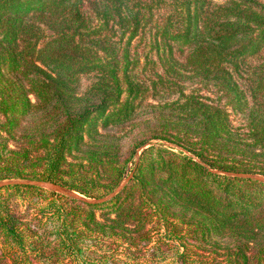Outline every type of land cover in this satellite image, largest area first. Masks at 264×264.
Masks as SVG:
<instances>
[{"label": "trees", "instance_id": "1", "mask_svg": "<svg viewBox=\"0 0 264 264\" xmlns=\"http://www.w3.org/2000/svg\"><path fill=\"white\" fill-rule=\"evenodd\" d=\"M215 171L264 177V0H0V180L132 173L0 188V264H264Z\"/></svg>", "mask_w": 264, "mask_h": 264}, {"label": "water", "instance_id": "2", "mask_svg": "<svg viewBox=\"0 0 264 264\" xmlns=\"http://www.w3.org/2000/svg\"><path fill=\"white\" fill-rule=\"evenodd\" d=\"M153 144V141H149L145 143L142 147L137 149V152L135 154V161L138 160L140 152ZM167 146H171L170 143H165ZM217 173L229 176V177H238V178H245V179H253L258 180L261 182H264V177L257 174H251V173H242V172H229V171H215ZM132 173L129 175H126L122 178V180L118 183V185L109 193L99 197V198H86L77 192H74L66 187H63L59 184H56L54 182L45 181V180H31V179H20V178H11V179H2L0 180V188L5 186H11V185H29V186H35L39 188H44L53 192H59L64 195H67L71 198L78 199L82 202L88 203V204H101L104 203L110 199H112L116 194H118L128 183V181L131 179Z\"/></svg>", "mask_w": 264, "mask_h": 264}, {"label": "rangeland", "instance_id": "3", "mask_svg": "<svg viewBox=\"0 0 264 264\" xmlns=\"http://www.w3.org/2000/svg\"><path fill=\"white\" fill-rule=\"evenodd\" d=\"M221 104H223L222 102H220ZM153 143H156V141H153ZM171 146H172V144H171ZM130 167V165L128 166V168ZM131 173V172H130ZM130 173H126V174H124V175H129ZM122 180V179H121ZM120 180V181H121ZM118 185V184H117Z\"/></svg>", "mask_w": 264, "mask_h": 264}]
</instances>
